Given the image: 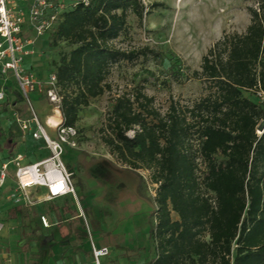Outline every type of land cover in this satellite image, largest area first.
Returning a JSON list of instances; mask_svg holds the SVG:
<instances>
[{"label": "trees", "instance_id": "obj_1", "mask_svg": "<svg viewBox=\"0 0 264 264\" xmlns=\"http://www.w3.org/2000/svg\"><path fill=\"white\" fill-rule=\"evenodd\" d=\"M255 2L245 31L224 34L186 76L201 80L206 95L191 105L171 99L164 113L141 89L112 99L103 142L129 171H150L156 185V255L146 264H264V131L257 133L264 104L255 96L258 86L264 92V0ZM129 12L143 18L140 0L79 2L47 32L51 46H70L53 62L66 125L75 126L80 108L111 90L114 64L160 56L112 45ZM182 72L176 57L168 73L177 80ZM140 181L137 194L146 198ZM92 225L98 229V219Z\"/></svg>", "mask_w": 264, "mask_h": 264}, {"label": "rangeland", "instance_id": "obj_2", "mask_svg": "<svg viewBox=\"0 0 264 264\" xmlns=\"http://www.w3.org/2000/svg\"><path fill=\"white\" fill-rule=\"evenodd\" d=\"M140 2L144 7L143 18L140 20L129 12L126 29L112 45L123 50L148 47L160 56L148 53L147 57L139 56L133 61L120 60L112 66L107 78L111 90L80 108L75 124L78 130L77 148L66 147L62 156L64 164L73 172L76 198L67 196L65 200L42 202L16 211L10 208L8 187L0 188V220L5 226L2 234H6L1 235V239L6 240L4 244L10 253H15L17 247L24 243L45 249L51 264L59 259L68 263L72 257L79 261L80 254L74 250L76 254L72 255L70 249L71 246L76 249L79 239L73 235L68 240L60 239L58 231L65 226L77 232L84 247H88V231L81 217L88 225L95 244L100 246L103 243L109 248V255L102 259L103 264H146L155 257L156 246L150 237V230L155 223L152 211L156 185L150 181V171H129L102 140L101 129L111 109L112 99L116 95L131 94L141 89L154 98V107L161 113L166 111L171 99L177 100L180 105H191L207 91L201 80L186 76L193 70H199L202 56L224 34L245 31L250 22L247 8H256L257 4L255 0ZM69 49L65 42L51 46L48 33H45L36 38L34 53L25 58L23 66L36 78L46 79L54 71L53 62ZM176 57L183 67L182 76L177 80L168 73V65ZM7 84L13 94L20 97L19 104L23 109H27L14 79L8 80ZM28 96L47 134L53 137L54 125L62 121L61 111L48 104L37 92ZM10 125L6 122L0 124V159L5 158L2 161L10 158V150L15 155L23 154L28 161L49 155L42 140L21 137L15 132V125L10 130L15 145H9ZM132 134V130L126 133L127 136ZM9 168L13 173V166ZM140 177V186L146 198L137 194ZM32 195L39 194L35 190ZM41 213L49 218L52 224L49 229L40 226L38 216ZM96 219L100 224L98 229L92 225Z\"/></svg>", "mask_w": 264, "mask_h": 264}, {"label": "built area", "instance_id": "obj_3", "mask_svg": "<svg viewBox=\"0 0 264 264\" xmlns=\"http://www.w3.org/2000/svg\"><path fill=\"white\" fill-rule=\"evenodd\" d=\"M79 2L87 6L90 0H0V123L15 124L22 136L42 140L49 151L48 156L36 161L26 160L23 154H12L8 160L0 162V188L5 187L8 179L13 182L7 199L16 207L28 208L67 196L76 198L73 173L62 161V156L66 147L77 148L78 130L63 120L56 126L53 137L47 134L28 95L37 92L48 104L61 109L56 75L52 72L46 79H38L24 68L23 63L34 53L36 38L52 30L59 15ZM11 78L26 101L27 109L23 111L8 99L7 83ZM255 96L264 104V92L259 86ZM262 124L258 134L264 131V122ZM10 165L14 168L13 173L9 170ZM39 188L45 189V193L33 196V191ZM38 218L43 228L51 227L46 214L41 213ZM85 225L90 247L87 264H103L102 259L109 255V248L97 246ZM3 229L4 223L0 221V233Z\"/></svg>", "mask_w": 264, "mask_h": 264}, {"label": "crops", "instance_id": "obj_4", "mask_svg": "<svg viewBox=\"0 0 264 264\" xmlns=\"http://www.w3.org/2000/svg\"><path fill=\"white\" fill-rule=\"evenodd\" d=\"M7 86H9V85L7 84ZM8 99L12 101V104L16 105L17 109L22 110V111L24 110L23 107L19 104L20 97L18 95L13 94V90L10 86L8 89ZM4 122H6L9 125L11 123L8 121H2L0 124H3ZM13 125H15V124L11 123V125L8 126V129L10 132L8 134V136L11 135V133H12L10 130L13 129ZM15 129H16L15 132L17 131L18 133H20L21 137L29 136V135L22 136L21 132L19 131V129L16 125H15ZM8 144L9 145H15V141H14L13 136H12V143H8ZM12 154L13 153L10 150L8 152V157H10ZM2 159H5V158H2ZM2 159H0L1 160L0 162H2ZM3 161H6V160H3ZM12 185H13V182L10 179H8L7 183L5 185L8 187V190L10 189V187ZM36 191L38 192V194L45 193V189H43V188H39ZM60 199L65 200L66 197L60 198ZM56 200H59V199H56ZM10 204H11L10 208H12V209L17 208L16 206L12 205L11 202H10ZM18 208L21 209L23 207H18ZM40 226H41V224H40ZM43 229H45V228H43ZM3 231H4V229L0 233V264H51V261L49 260V255L45 254V249H40L38 246L30 247V246H27L23 243V244H21L20 247H17L15 253H10L9 250L6 249V245L4 244V242H6V240L1 239V235L2 236L6 235V234H4V235L2 234ZM58 235H59L60 239H63V240H68L69 238L72 237V235L76 236V238L79 239V241H77V243L75 244L76 249H74V247L71 246V248H70L72 250L71 254L73 255L75 252L74 250H77L76 252H78L80 254L81 258L78 261L77 258L74 259L72 257V258H70L68 263H65V261L59 259V260H56V262H53V264H87L90 261V248H89V246L86 248L84 247V243L81 240L80 235L77 232L74 233V232L70 231L67 227L64 226V227H61L59 229ZM77 239H75V240H77ZM73 240H74V237H73ZM101 245L107 246L103 243H101L100 246Z\"/></svg>", "mask_w": 264, "mask_h": 264}, {"label": "water", "instance_id": "obj_5", "mask_svg": "<svg viewBox=\"0 0 264 264\" xmlns=\"http://www.w3.org/2000/svg\"><path fill=\"white\" fill-rule=\"evenodd\" d=\"M52 106V105H51ZM53 107V106H52ZM57 109V108H56ZM58 110H60V109H58ZM61 111V110H60ZM62 114V113H61ZM63 122V116H62V121L60 122V123H62ZM59 123V124H60ZM59 124H56V125H54V131H55V128H56V126H58ZM262 127H263V124H261L260 126H259V130H261L262 129Z\"/></svg>", "mask_w": 264, "mask_h": 264}]
</instances>
